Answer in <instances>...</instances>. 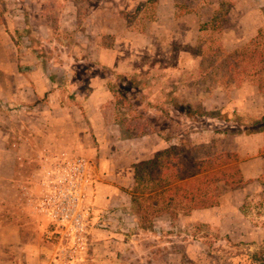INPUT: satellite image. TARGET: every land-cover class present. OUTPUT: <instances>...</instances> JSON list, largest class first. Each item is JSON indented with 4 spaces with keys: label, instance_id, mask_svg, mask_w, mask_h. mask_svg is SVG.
Masks as SVG:
<instances>
[{
    "label": "rangeland",
    "instance_id": "1",
    "mask_svg": "<svg viewBox=\"0 0 264 264\" xmlns=\"http://www.w3.org/2000/svg\"><path fill=\"white\" fill-rule=\"evenodd\" d=\"M170 1L173 7L167 9L159 0H0V171L5 177L7 160L14 158L16 188L15 198L0 194V225H19L25 243L40 248L51 264L61 260L56 241L46 238L49 216L39 208L50 193L49 180L60 173L63 160L82 157L91 210L95 178L93 163L65 137L73 126L65 125L59 106L82 109L86 103L111 134L119 132L116 120L136 126L131 137L122 138L127 140L121 151L130 153L133 180L134 164L169 145L194 157L218 154L226 152L233 136L264 129V117L241 128L228 117L230 110L201 105L205 97L224 98L234 87L256 83L255 72L264 77L258 55L256 66L246 71L227 62L228 54L252 38L243 33L236 45L237 34L227 30L233 0ZM261 29L252 48L264 54V25ZM124 85H133L138 94L123 95ZM207 129L214 137L206 145ZM151 133L167 144L141 157V137ZM260 182L263 186L238 191L220 184L216 205L190 214H160L143 227L130 205L126 221L116 224L117 234L101 250V262L264 264V258L253 257L264 254V176Z\"/></svg>",
    "mask_w": 264,
    "mask_h": 264
},
{
    "label": "crops",
    "instance_id": "2",
    "mask_svg": "<svg viewBox=\"0 0 264 264\" xmlns=\"http://www.w3.org/2000/svg\"><path fill=\"white\" fill-rule=\"evenodd\" d=\"M170 2V0H159L161 8H172L173 4L171 5ZM263 5L264 0H233V20L227 30L237 34L236 45L242 42L241 34L249 33V38H253L264 25ZM213 97H205L201 101L204 109L230 110L228 117L235 118L241 128L250 126L248 123L264 117V91H260L255 83L234 87L225 93L224 98ZM81 106L82 109L74 104L71 107L59 106L67 119L65 125L72 124L73 126V132L64 134L65 137L72 140L77 152L86 155L93 163L94 169L92 170L95 177L89 190L91 210L88 216L90 229L88 247L81 253L75 264H103L100 257H104L105 252L101 250H105L107 244L112 241V237L117 234L113 230L116 224L122 225L126 221L125 214L130 211L131 190L127 191L126 188L132 185L134 180L128 162L130 153L128 155L121 153L122 146L127 139L120 138L119 132L113 134L110 130L105 132L100 125L97 111L91 114L86 109L88 106L86 103H82ZM212 119L217 123L220 122L217 117ZM232 121L231 119L230 122ZM205 132L208 134L203 139L207 145L214 136H210V132L213 131L209 129ZM216 134L221 133L216 132ZM141 138L143 139L141 146L137 145L141 151L139 155L141 157L156 152L167 144V141L159 138L157 133L145 134ZM228 144L230 147L226 148V151L238 154L239 168L246 182L238 188L246 190V187L263 186L260 178L264 176V129L239 133L233 136ZM3 162L4 158L0 156V166ZM7 164L9 173L5 176L6 178L0 171V194L4 196V193H7V197L12 199L16 197L12 174L14 158L9 157ZM238 188L233 191H238ZM42 253L40 248L36 251L25 243L19 225L14 223H8L2 227L0 225V264H51L50 259Z\"/></svg>",
    "mask_w": 264,
    "mask_h": 264
},
{
    "label": "trees",
    "instance_id": "3",
    "mask_svg": "<svg viewBox=\"0 0 264 264\" xmlns=\"http://www.w3.org/2000/svg\"><path fill=\"white\" fill-rule=\"evenodd\" d=\"M257 34L261 35L262 29H259ZM253 39L228 54L227 62L230 67H241L245 71L249 69L247 67H255L257 60H254V55H258L260 63L264 61L263 51L252 48L255 44ZM254 74L258 77L255 84L260 91H264V77L257 72ZM125 87L126 85L122 88L123 95L128 93L136 96L139 92L133 85L127 89ZM111 91L116 93L112 86ZM116 124L121 138L131 137L137 129L136 126L124 127L118 120ZM238 161L239 157L235 152L226 151L194 157L188 150L185 152L183 148L169 145L151 158L134 164V185L130 199L139 225L143 227L146 222H151V217L160 214H190L193 210L216 205L215 189L218 185L236 188L246 184ZM253 257L263 259L264 254H254Z\"/></svg>",
    "mask_w": 264,
    "mask_h": 264
},
{
    "label": "built area",
    "instance_id": "4",
    "mask_svg": "<svg viewBox=\"0 0 264 264\" xmlns=\"http://www.w3.org/2000/svg\"><path fill=\"white\" fill-rule=\"evenodd\" d=\"M88 183L85 160L66 158L60 173L48 182L50 193L40 200L39 208L50 219L46 238L56 241L61 264H74L88 247Z\"/></svg>",
    "mask_w": 264,
    "mask_h": 264
}]
</instances>
